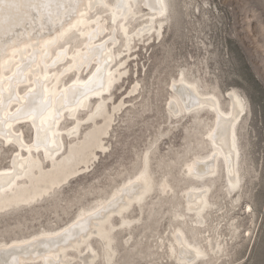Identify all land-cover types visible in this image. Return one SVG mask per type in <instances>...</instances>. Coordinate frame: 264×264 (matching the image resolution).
<instances>
[{
    "label": "bare ground",
    "instance_id": "obj_1",
    "mask_svg": "<svg viewBox=\"0 0 264 264\" xmlns=\"http://www.w3.org/2000/svg\"><path fill=\"white\" fill-rule=\"evenodd\" d=\"M162 2L166 5L163 13L146 6L149 0H19L21 7L0 14V142L14 148L8 164L0 167V215L42 203L67 182L89 171L99 152L108 149L104 139L113 128L114 113L125 104L123 100L114 102L113 110L106 113L107 102L113 99V90L126 73L123 69L127 60L122 56L127 57L133 44L145 36H161L169 12L168 0ZM45 3L50 7L32 6ZM88 4L92 7L85 6ZM95 5H107L109 26L99 14L87 18L88 9L93 12ZM134 20L141 22L132 29ZM73 29L83 38L81 45L74 51L67 43L53 49ZM119 32L125 48L117 50ZM170 85L168 108L174 116L192 110L213 115L214 123L205 135L209 152L195 155L185 165L194 181L203 182L185 189L191 227L202 234L214 209L209 198L210 182L219 177L221 163L227 194L241 191L238 128L248 113L247 105L236 89H230L225 109L215 93L202 92L183 73ZM136 90L135 86L132 92ZM93 101L97 107L90 109ZM81 109L88 110L84 119L79 116ZM67 115L75 118L72 128L63 127L62 119ZM99 119L103 125H98ZM83 122L95 127L82 140ZM24 125L32 127L31 141L26 139ZM149 167L146 152L136 175L109 198L100 199L94 207L81 208L64 226L0 241V264H69L78 256L82 264H97L100 257L105 264H112L116 231L138 222V218H129L134 206L141 205L156 186L164 194L172 189L166 180L155 183ZM177 215L179 221L187 222L186 214ZM115 216L121 218L119 226L113 222ZM93 237L102 244V253L95 248ZM204 241L206 244L193 242L183 228H175L169 241L170 256L177 264H199L213 258L217 263L225 254V242L219 232L218 237L209 236Z\"/></svg>",
    "mask_w": 264,
    "mask_h": 264
},
{
    "label": "rangeland",
    "instance_id": "obj_2",
    "mask_svg": "<svg viewBox=\"0 0 264 264\" xmlns=\"http://www.w3.org/2000/svg\"><path fill=\"white\" fill-rule=\"evenodd\" d=\"M168 4L161 36H145L133 44L127 57L122 56L127 60V69H123L126 73L113 90L106 113L113 110L114 102L123 100L125 104L121 112L114 113L113 128L104 139L108 149L99 152L89 171L67 182L42 203L0 215V241L64 226L81 208L94 207L136 175L147 152L155 183L166 180L172 189L164 194L156 186L141 205L134 206L129 218H138V222L116 231L112 264H177L170 256L169 241L178 227L196 243L206 244L204 239L218 237V232L225 242V254L217 263L213 258L199 264H264V0H168ZM96 14L109 26L108 8L95 5L93 12L88 9L87 18ZM140 22L134 20L131 28ZM118 38L117 50L124 49L120 32ZM82 42L80 33L73 29L53 49L67 43L74 51ZM182 73L202 92L215 93L225 109L229 106L226 92L236 89L248 110L238 128L241 191L227 194L221 163L219 177L210 182L209 198L214 209L202 234L191 227L185 189L203 182L194 181L185 165L195 155L209 152L205 135L214 121L206 110H192L180 117L172 114L168 108L170 84ZM135 86L137 90L132 92ZM97 104L93 101L90 109ZM87 111L81 109V119ZM74 120L65 116L63 127L72 128ZM103 124L99 119L98 125ZM92 127L91 123L81 124L82 140ZM23 130L31 141L32 127L24 125ZM13 149L0 142V167L8 164ZM247 205L251 211L246 210ZM177 214H186L187 222L179 221ZM120 221L119 216L113 218L118 226ZM93 244L102 253L97 237H93ZM69 264H82V260L78 256ZM97 264H105L103 257Z\"/></svg>",
    "mask_w": 264,
    "mask_h": 264
},
{
    "label": "snow or ice",
    "instance_id": "obj_3",
    "mask_svg": "<svg viewBox=\"0 0 264 264\" xmlns=\"http://www.w3.org/2000/svg\"><path fill=\"white\" fill-rule=\"evenodd\" d=\"M33 7L40 8V7H50L49 4L45 3L43 5L41 4H36L32 5ZM86 7H92L91 4L85 5ZM107 6V5H105ZM146 6H150L154 8L157 11H160L163 13L166 5L162 2V0H149V4ZM21 7V4L19 3V0H0V14L5 13V12H11L14 9H18ZM251 211V209H249ZM15 264H18V261L15 262Z\"/></svg>",
    "mask_w": 264,
    "mask_h": 264
}]
</instances>
